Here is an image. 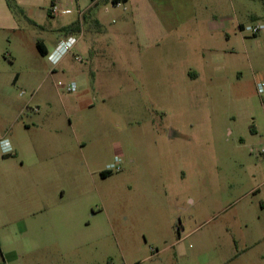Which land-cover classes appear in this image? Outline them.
<instances>
[{"label":"rangeland","instance_id":"obj_1","mask_svg":"<svg viewBox=\"0 0 264 264\" xmlns=\"http://www.w3.org/2000/svg\"><path fill=\"white\" fill-rule=\"evenodd\" d=\"M56 1L52 28L77 18L63 8L92 3ZM0 2L14 24L0 29V138L17 118L7 138L37 153L3 157L0 145V264H264V220L247 208L264 200V186L240 200L264 183V31L236 24H264V0H155L191 4L193 14L159 46L142 47L130 5L107 0L99 11L110 8L101 14L112 43H98L91 59L88 33L75 50L83 63L66 75L46 68L23 9ZM144 2L135 0L143 36ZM31 62L37 74L14 84ZM244 213L242 233L233 225Z\"/></svg>","mask_w":264,"mask_h":264},{"label":"crops","instance_id":"obj_2","mask_svg":"<svg viewBox=\"0 0 264 264\" xmlns=\"http://www.w3.org/2000/svg\"><path fill=\"white\" fill-rule=\"evenodd\" d=\"M16 3L19 5L21 9H23V13L25 16V21L28 26L31 28L36 29L37 35H39L37 38H34V45L36 48L37 53H39V50L37 49V44L39 43L42 51L44 52L43 55L40 56L43 58L44 64L46 65V68L53 69L54 72H58L62 75H66L69 72H73L72 69L69 68L71 62H76V54L75 50L81 47L83 38L88 34L91 33L93 37V41L91 45L88 47V54L92 57L96 55L98 50L96 49V45L98 43H106L107 45H110L112 43V33L108 35V29L106 27L107 21L105 20V17L101 14L99 11V5L101 3L105 4L106 0H101L99 2H96L95 0H91V4L85 9L82 10L81 7L76 4V10H71L70 8H63L61 10L62 15L65 17L73 16L75 15L77 18L73 19L69 22H64L63 24L59 25L57 28H52L50 25V21L55 18H61L59 15V11L57 13H53V9L56 8L57 1L56 0H15ZM77 1V0H75ZM144 5H147L146 10L150 14V27L147 30V34L143 36L141 34V27H140V10L139 6L135 3V0H129L128 4L130 5L132 15L134 17V26H135V34L137 35L138 44L140 47L144 45L149 46H159V44L164 40L165 37L171 36L174 31L182 26L183 22V16L185 12L188 17L191 18V15L193 14V7L190 6H184V7H177L174 5V7L170 4L163 6L158 5L154 1L155 0H143ZM50 2V8H46V6ZM71 4H74V1L70 2ZM76 3V2H75ZM3 5L2 2H0V29L7 28L9 29V25H14L13 19H11V15L7 9V7ZM57 9V8H56ZM58 10V9H57ZM71 10L72 12L70 14H67L66 11ZM84 12V20L83 17H80L79 13ZM106 13V12H105ZM104 13V14H105ZM107 14V13H106ZM180 16L182 18H180ZM195 19V18H194ZM197 21V19H195ZM40 23V24H39ZM195 24H198V22H194ZM193 24V23H192ZM207 25L211 27V24L213 23H206ZM238 25V28L241 29L242 27H245L240 22L236 23ZM45 25H50L49 28ZM221 27V26H220ZM218 28V30L220 29ZM39 31L42 33L40 34ZM212 33V32H211ZM108 36H109V42L108 43ZM69 38H75L77 40V43L73 47L72 51L67 54L60 63L54 67L52 66L48 60L47 56L51 54L55 48L58 46V44L62 41L68 40ZM104 50L105 54L107 51V48H102ZM209 52L208 49L205 48V50L202 53V59L207 61V58L205 54ZM38 69L33 67V63L31 62L29 67L27 69H23L20 71H17L13 83L16 84L18 81H20L21 77H29L27 79V82L30 80V76H35L37 74ZM79 73V72H78ZM190 79L192 81H197L200 78V74H198L195 71L189 72ZM78 79L82 83H86L88 81L87 75L84 71H81L79 75L77 76ZM19 124V121L16 119L12 120L11 123L8 125L7 132L0 138V141L2 139H8L6 135H16V126ZM25 130L29 132L31 130L30 125H25ZM255 132H257L255 130ZM9 140V139H8ZM10 141V140H9ZM11 143V141H10ZM16 143V142H15ZM13 147V151L16 154L15 156L20 158L21 156H30L31 158H35L37 153L31 152L29 150L30 143L26 144L25 146H21L19 144L11 143ZM13 153V154H14ZM12 154V155H13ZM11 155H3V157H8ZM261 156V155H260ZM263 157V156H262ZM264 186V183L258 186V188H254L250 192L244 194L240 200H245L258 192H260V188ZM224 196L220 194V199H223ZM248 210L250 211V216H254L257 218L258 222H263V212H264V200L259 201L258 203H255L254 201H251L247 205ZM245 214V213H244ZM249 214H237L235 216L234 220V227H236L239 231L243 233V230H250L249 227V221L246 219ZM263 225L262 231L264 232V223H260ZM234 241L236 243V247H240V242L237 238V234L234 231L233 232ZM244 239V237H243ZM257 242H255L254 245H256ZM254 245L246 244L242 250L243 255H247V253L252 249Z\"/></svg>","mask_w":264,"mask_h":264},{"label":"built area","instance_id":"obj_3","mask_svg":"<svg viewBox=\"0 0 264 264\" xmlns=\"http://www.w3.org/2000/svg\"><path fill=\"white\" fill-rule=\"evenodd\" d=\"M95 1L99 2L101 0H95ZM109 4L111 5L112 8H123L124 11H127L125 4L121 1L114 4L112 0H110ZM57 12L58 10L54 8L53 13H57ZM71 12H72L71 10L66 11L67 14H70ZM105 12L109 13L110 8L106 6ZM79 15L80 17H83L84 12H80ZM241 31L247 32L251 36H258L264 31V24H257L255 26L241 28ZM76 43H77V40L75 38H69L68 40L60 42L58 46L55 48V50L47 56L48 62L52 66L56 67L60 63V61L72 51ZM76 60L80 63H83V60L81 58H76ZM59 85L61 86L62 84L60 83ZM76 90H77V85L74 82H72L70 85L67 86L68 92H75ZM257 91H258V94L264 98V84L263 83L257 85ZM0 145H1L3 155H12L14 153L13 147L8 139H2L0 141ZM258 153L259 155L264 157V146L260 147Z\"/></svg>","mask_w":264,"mask_h":264},{"label":"trees","instance_id":"obj_4","mask_svg":"<svg viewBox=\"0 0 264 264\" xmlns=\"http://www.w3.org/2000/svg\"><path fill=\"white\" fill-rule=\"evenodd\" d=\"M5 1H6V3H7L8 8H9L11 11H13V12H17L18 10H20V7H19V5L16 3L15 0H5ZM106 1H107V0H106ZM120 1L123 2L124 4H126V3H128L129 0H112V2H113L114 4H116V3L120 2ZM37 47H38V50H39L40 54L43 55L44 52L42 51V49H41L39 43L37 44ZM252 132L255 133V130L252 129ZM110 174H111L110 172H106V171H105V172L102 173V176L106 178V177H108ZM0 250H1V249H0Z\"/></svg>","mask_w":264,"mask_h":264}]
</instances>
